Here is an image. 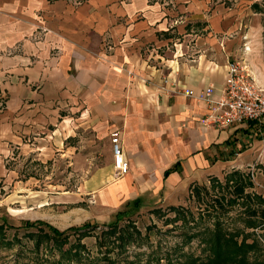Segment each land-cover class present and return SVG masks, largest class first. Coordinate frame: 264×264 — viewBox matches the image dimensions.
I'll use <instances>...</instances> for the list:
<instances>
[{"label": "crops", "instance_id": "crops-1", "mask_svg": "<svg viewBox=\"0 0 264 264\" xmlns=\"http://www.w3.org/2000/svg\"><path fill=\"white\" fill-rule=\"evenodd\" d=\"M39 1L11 4L0 23V46H13L0 55V165L15 143L19 152L27 146L40 158L66 152L74 166L92 168L81 182L84 192L109 215L137 198L143 205L177 198L215 170L214 145L241 126L202 124L211 108L201 93L209 89L217 96L225 77L217 38L230 19L223 4L176 0L173 10L119 0L115 15L98 21L95 30L77 32L55 19H34ZM177 13L182 18L176 21ZM35 22L48 27L42 40L24 35ZM73 116L76 129L58 131L59 118ZM113 129L127 160L121 173L113 167ZM25 133H37L35 141L23 142Z\"/></svg>", "mask_w": 264, "mask_h": 264}, {"label": "rangeland", "instance_id": "rangeland-1", "mask_svg": "<svg viewBox=\"0 0 264 264\" xmlns=\"http://www.w3.org/2000/svg\"><path fill=\"white\" fill-rule=\"evenodd\" d=\"M148 1L159 2L168 9H177L176 0ZM252 1H215L223 4L230 14L227 27H222L223 30L217 33V38L223 45L226 61L228 58L241 60L255 84L264 93L263 13L253 10ZM258 1L262 4L263 0ZM20 2L26 4L27 0H0V23L4 24V20H7L8 14L5 11L11 4L18 7ZM117 2L120 1L40 0L32 16L34 19L42 17L55 19L62 28L72 29V26H75L77 32H87L89 29L95 30V24L103 18L107 19V15H115L112 9H115ZM180 18L182 16L177 13L176 21ZM89 23L92 24L90 28L87 27ZM47 31L48 27L42 24L37 25L35 22L24 35L31 40H42ZM3 32L5 28L0 27V34ZM103 40L104 45L110 48L112 43L107 38ZM18 46H20L18 43L14 44L15 48ZM12 47L11 45L0 46V55L12 52ZM4 79L6 78L2 80ZM1 96L0 107L5 100V96ZM75 122L74 116L66 122L59 118L55 127L61 133H66L76 129ZM78 127L82 128V125L79 124ZM83 128L86 129V127ZM36 135L37 133H25L21 134L20 138L26 144H30L35 141ZM221 135L224 133L220 132ZM84 136L87 138L86 130ZM75 137L76 135L72 137L74 143ZM17 145L15 143L9 146V151L3 157V164L0 165V223L18 225L26 219L42 220L63 230L71 225L77 226L83 221L96 220L98 223H107L115 218L116 210L109 215L108 207H101L94 198H90V195L84 192L81 182L92 168L74 166L68 161L70 154L66 152L55 151L53 155H43L40 158L34 154V151L29 152L27 146L23 148V152H19ZM214 149L215 170L194 181L205 184L209 195L219 194L230 210L219 216L208 217L205 213L201 216L203 212L211 209V200L206 197L207 199L204 198L203 202L196 201L189 195L188 189L177 198L167 201L159 200L147 205L141 204L137 209L131 204L123 205L117 209L125 210L118 225L121 227L123 224L129 225L130 228L138 230L143 242L139 246H127L129 255L139 252V257L143 261L151 255V259L159 258L161 263L171 257L180 258L183 261L182 264H206L211 243L207 239L213 240L215 231L221 228L225 234L237 233L235 234L237 241L243 239L246 242L256 241L255 246L247 252V262L244 264H264V221L247 217L245 211L250 203L243 196H234L230 193L232 185L239 180L236 173H231L232 170L237 169L246 178L247 184L244 190L253 193L256 200L264 194V119L242 123L225 141L216 143ZM76 198H78L77 201H75ZM169 204L180 209H168ZM153 207L157 208L153 210ZM186 217L192 219L191 222L185 224ZM41 226L45 228L44 225ZM98 230L97 225L93 232L78 236L72 229H68V240L73 241L79 237V241L84 243L89 254L94 255L97 252L95 232ZM13 231V228H7L9 237L12 236ZM22 231L20 230L18 235H21ZM21 240L26 241V237L24 236ZM34 240L28 239L23 244V251L19 250L16 242L0 245V264L49 262L34 256V250L29 249ZM45 244L48 246V242ZM44 251L42 250V253L39 251V254H43ZM48 256L49 253L46 256L43 255V257ZM54 256H57V253ZM192 258L198 259L193 262Z\"/></svg>", "mask_w": 264, "mask_h": 264}, {"label": "trees", "instance_id": "trees-1", "mask_svg": "<svg viewBox=\"0 0 264 264\" xmlns=\"http://www.w3.org/2000/svg\"><path fill=\"white\" fill-rule=\"evenodd\" d=\"M251 7L254 11L263 13L262 25L264 27V0L262 4L258 0H253L251 2ZM264 35V31H263ZM176 163L172 167H167L164 170L166 174L171 168L176 167ZM232 174H237L239 180L234 183L231 187L230 193L234 196H243L250 203L249 208L245 211L247 217L259 218L264 221V194L259 196V199L256 200L253 197V193L244 190L246 186V178L244 175L239 172L237 169L232 170ZM188 193L196 201L199 202L204 200V198L209 197L211 200V209L203 212L201 216L205 214L210 217L212 215L219 216L226 214L230 209L226 202H224L219 194H208V190L205 184L192 181L189 183ZM207 199V198H206ZM137 209L141 205L139 199H134L133 201L126 202L125 206L130 205ZM157 208V207H156ZM153 207L152 209H156ZM168 209H180L173 204L168 205ZM125 211L116 210L115 218L108 221L107 223H98L96 220L93 222L83 221L77 226H68L63 228V230L57 229L51 223H47L42 220H24L23 223L18 225L13 224H4L0 223V245L3 243L16 242L19 245V250H22L23 244L28 239L34 240L30 250H34L36 257H41L46 259L49 262H43L39 264H182L180 258H171L166 259L165 262H160L159 258L151 259L152 256L147 257V259L141 260L139 257V252H134L132 255L127 253V246L134 245L139 246L143 244L142 237L140 232L134 228H130L129 225L123 224V226L118 225L119 219L122 217V214ZM205 213V214H204ZM193 218V216H191ZM190 217V218H191ZM192 219L186 217L185 224L191 222ZM41 225H44L43 228ZM99 226V230L95 232V243L97 245V252L94 255L89 254L86 250L84 243L79 241L80 235L89 234L95 230L96 226ZM13 228L12 236L9 237L7 233V228ZM218 227H220L218 225ZM35 229V230H34ZM68 229H72L73 232L77 233V239L73 241L68 240L69 232ZM23 230L21 235H18V232ZM37 230V231H36ZM237 233H224L221 228H217L214 233L213 240L207 239L211 242L209 251L210 255L206 260V264H244L247 262V252L251 247L255 246L256 241L246 242L244 239L237 241L235 238ZM26 237V241H22L23 237ZM191 236V234H190ZM34 238V239H33ZM45 242H48L45 244ZM45 250L43 254H39V251ZM23 251V250H22ZM49 253L48 257L46 254ZM57 253V256L54 254ZM198 259V258H196ZM195 258H192V261H196ZM153 262V263H152ZM188 262V261H187ZM203 262V261H201Z\"/></svg>", "mask_w": 264, "mask_h": 264}, {"label": "built area", "instance_id": "built-area-1", "mask_svg": "<svg viewBox=\"0 0 264 264\" xmlns=\"http://www.w3.org/2000/svg\"><path fill=\"white\" fill-rule=\"evenodd\" d=\"M224 74L220 94L214 96L209 89L201 93L202 98L211 108V111L202 118V124H211L223 129L255 119H264V93L255 84L245 64L239 59L228 58ZM164 81H167V78H164ZM186 93L192 94L193 90L187 89ZM109 137L113 167L117 173L125 172L128 167L122 150L119 130H111Z\"/></svg>", "mask_w": 264, "mask_h": 264}]
</instances>
